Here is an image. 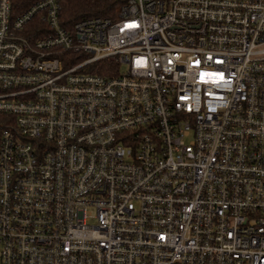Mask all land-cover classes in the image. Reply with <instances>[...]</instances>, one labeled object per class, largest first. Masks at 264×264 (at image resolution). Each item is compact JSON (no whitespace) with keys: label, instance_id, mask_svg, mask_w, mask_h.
Here are the masks:
<instances>
[{"label":"built area","instance_id":"built-area-1","mask_svg":"<svg viewBox=\"0 0 264 264\" xmlns=\"http://www.w3.org/2000/svg\"><path fill=\"white\" fill-rule=\"evenodd\" d=\"M114 1L0 0V264H264V0Z\"/></svg>","mask_w":264,"mask_h":264},{"label":"trees","instance_id":"trees-1","mask_svg":"<svg viewBox=\"0 0 264 264\" xmlns=\"http://www.w3.org/2000/svg\"><path fill=\"white\" fill-rule=\"evenodd\" d=\"M62 22L70 26L86 17H115L117 2L114 0H59ZM98 73H102L97 70Z\"/></svg>","mask_w":264,"mask_h":264},{"label":"rangeland","instance_id":"rangeland-1","mask_svg":"<svg viewBox=\"0 0 264 264\" xmlns=\"http://www.w3.org/2000/svg\"><path fill=\"white\" fill-rule=\"evenodd\" d=\"M119 70H120V72H125L127 70V65L121 63L119 65Z\"/></svg>","mask_w":264,"mask_h":264}]
</instances>
